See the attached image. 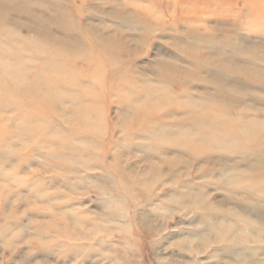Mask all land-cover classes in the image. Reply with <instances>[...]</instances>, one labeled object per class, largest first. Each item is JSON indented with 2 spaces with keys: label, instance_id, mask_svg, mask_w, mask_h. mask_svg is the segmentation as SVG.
Returning a JSON list of instances; mask_svg holds the SVG:
<instances>
[{
  "label": "rangeland",
  "instance_id": "1",
  "mask_svg": "<svg viewBox=\"0 0 264 264\" xmlns=\"http://www.w3.org/2000/svg\"><path fill=\"white\" fill-rule=\"evenodd\" d=\"M264 0H0V264H264Z\"/></svg>",
  "mask_w": 264,
  "mask_h": 264
},
{
  "label": "bare ground",
  "instance_id": "2",
  "mask_svg": "<svg viewBox=\"0 0 264 264\" xmlns=\"http://www.w3.org/2000/svg\"><path fill=\"white\" fill-rule=\"evenodd\" d=\"M263 7H264L263 4L259 6V8H263Z\"/></svg>",
  "mask_w": 264,
  "mask_h": 264
}]
</instances>
